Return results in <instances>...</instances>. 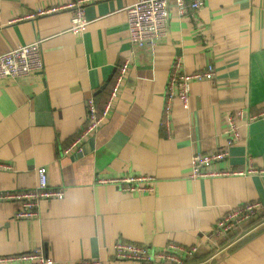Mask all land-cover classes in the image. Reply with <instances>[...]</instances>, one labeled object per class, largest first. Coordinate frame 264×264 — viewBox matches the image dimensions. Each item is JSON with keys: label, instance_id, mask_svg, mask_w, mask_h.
Listing matches in <instances>:
<instances>
[{"label": "crops", "instance_id": "1", "mask_svg": "<svg viewBox=\"0 0 264 264\" xmlns=\"http://www.w3.org/2000/svg\"><path fill=\"white\" fill-rule=\"evenodd\" d=\"M79 1L0 0V53L40 40L45 62L41 71L0 79V162L10 165L0 168V191L36 187L37 168L46 166L49 185L65 192L42 200L31 219L16 218L18 203L1 200L0 257L43 246L57 264H140L116 258L114 244L174 241L199 245L202 257L186 264H264V174L191 175L195 151H229L212 171L244 170L249 157L264 167V0H204L194 17H181L172 1L168 34L146 46L129 34L127 6L137 0L85 2L89 23L81 33L71 28L74 8L16 21ZM177 56L190 72L213 64L216 76L193 81L188 103L174 100L167 127L164 101ZM127 59L111 114L83 152H65L89 123L87 100L103 110ZM229 114L239 137L229 131ZM125 175H152L153 188L132 193L98 180ZM250 201L261 203L257 216L214 232L229 209Z\"/></svg>", "mask_w": 264, "mask_h": 264}, {"label": "built area", "instance_id": "2", "mask_svg": "<svg viewBox=\"0 0 264 264\" xmlns=\"http://www.w3.org/2000/svg\"><path fill=\"white\" fill-rule=\"evenodd\" d=\"M90 0H80L77 3L63 5H49L40 7L33 12L27 13L17 20L35 18L55 13L66 8H74L72 19V30L81 33L87 27L89 20L85 16L84 3ZM173 1L175 8L181 17H194L195 12L203 6L204 0H137L127 6L129 34L133 44L146 46L163 40L168 34V22L170 18V4ZM13 21V20H12ZM11 21V22H12ZM45 67L44 58L41 52V41L21 44L4 53H0V79L12 76H26L35 71H41ZM129 69V60H125L120 66L114 78L105 107L102 111L97 109L94 97L87 102L88 125L73 139L65 152L76 150L84 151V140L87 136L105 121L111 114L118 99L126 73ZM216 76L215 66L207 65L206 68L196 71H187L183 68L181 56H177L172 67L167 83V91L164 101V112L162 124L170 125L171 113L174 100L179 97L188 103L191 94V83L195 80L211 79ZM264 116V111L261 113ZM229 131L233 137L240 136L239 125L234 114L227 115ZM227 151H213L205 153L195 151L192 155V177H206L212 175H223L228 173L237 174H264V167L254 165L252 157L248 159V166L241 171H212L208 168L218 159L227 156ZM10 165L0 162V168H9ZM38 183L36 187L25 190L0 191V201L9 200L18 203L15 211L18 219H31L40 213V205L44 199L63 198L65 192L62 188L51 187L48 179L46 166L37 168ZM100 182H112L121 184V188L128 192H139L151 190L153 185L149 182L154 180L152 175H125L113 178H99ZM261 209L260 201H250L239 204L229 209L218 221L214 232L218 235L227 234L234 228L252 220ZM116 258L120 260L136 261L140 264H186L187 260L197 257L199 245L185 246L174 241H169L163 247L153 248L144 244L124 241H117L113 246ZM0 261H19L22 264H57L56 259L46 254L43 246L30 251H22L15 255L0 257ZM72 264H103L100 258L80 259Z\"/></svg>", "mask_w": 264, "mask_h": 264}, {"label": "trees", "instance_id": "3", "mask_svg": "<svg viewBox=\"0 0 264 264\" xmlns=\"http://www.w3.org/2000/svg\"><path fill=\"white\" fill-rule=\"evenodd\" d=\"M200 257H202V256H199V257L197 256V257H195V258H193V259L200 258Z\"/></svg>", "mask_w": 264, "mask_h": 264}]
</instances>
